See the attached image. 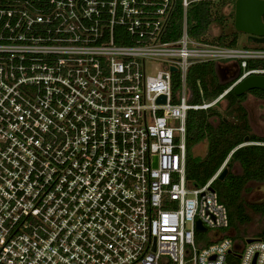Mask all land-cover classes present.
Returning <instances> with one entry per match:
<instances>
[{"label":"built area","instance_id":"obj_1","mask_svg":"<svg viewBox=\"0 0 264 264\" xmlns=\"http://www.w3.org/2000/svg\"><path fill=\"white\" fill-rule=\"evenodd\" d=\"M177 2L0 0V264H264V232L239 236L212 187L228 159L202 185L186 171L189 111L264 74V45L193 38L192 0L169 39ZM210 61L238 69L193 103Z\"/></svg>","mask_w":264,"mask_h":264},{"label":"trees","instance_id":"obj_2","mask_svg":"<svg viewBox=\"0 0 264 264\" xmlns=\"http://www.w3.org/2000/svg\"><path fill=\"white\" fill-rule=\"evenodd\" d=\"M235 8V1L232 0ZM214 0H192L187 9V30L195 39H209L210 27L221 21L213 12ZM235 13V11H234ZM183 20V6L178 0L175 13L169 29V39L177 38L181 34ZM230 35V36H229ZM238 31L231 34H219L211 39L222 45L237 46ZM258 45V44H257ZM254 44L253 46H257ZM260 46H263L260 44ZM248 67L264 68V60H253L248 62ZM179 73L173 74L172 90L177 95L181 83ZM232 84L223 82L217 71L215 62L195 63L190 66L187 73V85L192 92L191 102L198 103L210 101L220 95ZM252 93L257 98L264 99L263 89H253L237 96L230 90L224 99L227 101L226 115H220L216 124L207 122L209 115L215 111L211 107L207 112L191 110L187 118V178L197 185L206 183L221 167L226 159L229 171L223 180L216 178L212 187L218 194L219 200L226 205L229 212L230 224L232 226L248 224L253 220L248 211V205L243 200L242 194L246 184L250 181L264 183V145L246 144L242 145L245 138L249 142H264V136L252 132L243 101L247 94ZM233 119L230 120L229 114ZM206 137L208 140V151L206 157L196 156L191 152V147L196 141ZM239 165L241 172L233 171V167ZM222 183V190L219 185ZM252 212L264 215V206H249ZM264 232V228L262 229Z\"/></svg>","mask_w":264,"mask_h":264},{"label":"rangeland","instance_id":"obj_3","mask_svg":"<svg viewBox=\"0 0 264 264\" xmlns=\"http://www.w3.org/2000/svg\"><path fill=\"white\" fill-rule=\"evenodd\" d=\"M232 0H214V6H213V12L215 15L218 17H221V21H218L214 23L208 32V37L213 39L214 37H217L219 34H231L235 30L234 27V11L235 8L232 4ZM230 36V35H229ZM239 47L242 46H253L251 42H249L248 35L242 32H239L238 35V44ZM257 45V44H256ZM257 46H260L258 44ZM225 65H222L221 69V74H220V79L223 82L230 81L231 76L234 73L226 72L223 70ZM227 66V65H226ZM249 106H251V113H252V118H259L260 121L264 122V101L261 103L262 105L260 106L257 103V99L253 97V95H247V99L245 101ZM226 106H227V101L225 99H222L220 103H218L216 106L213 107L217 112L213 111L209 117L207 122L210 124H216L218 121V117L220 115H226ZM257 115H260L259 117ZM228 117V116H227ZM230 120L233 119L232 114H229ZM264 132V131H263ZM207 151H208V140L206 137L196 141V143L191 147V152L196 155V156H201V157H206L207 156ZM233 171L240 173L241 168L239 165L233 167ZM220 190H222V183L219 185ZM244 202H246L248 205H252L255 203H259L262 199H264V183H257L255 181H250L247 183L245 190L243 191L242 194ZM248 211L252 214L251 216L253 217V220L244 225H236V231L238 235H245V234H253L255 236H258L262 232V229L264 228V222L262 221L263 219V214L261 213H254L251 210L248 209Z\"/></svg>","mask_w":264,"mask_h":264},{"label":"water","instance_id":"obj_4","mask_svg":"<svg viewBox=\"0 0 264 264\" xmlns=\"http://www.w3.org/2000/svg\"><path fill=\"white\" fill-rule=\"evenodd\" d=\"M234 27L236 31L249 35V38L254 43L264 44V0H236ZM171 69L176 71V67H172ZM217 71L220 76L221 68L218 66ZM253 89L264 90V74H251L247 76L237 83L232 88V91L237 96H240ZM164 99V96L160 97V100ZM249 140L247 136L244 141L248 142ZM228 171V167L224 166L217 178L223 180L228 174ZM197 227L198 229H202L200 222Z\"/></svg>","mask_w":264,"mask_h":264},{"label":"flooded vegetation","instance_id":"obj_5","mask_svg":"<svg viewBox=\"0 0 264 264\" xmlns=\"http://www.w3.org/2000/svg\"><path fill=\"white\" fill-rule=\"evenodd\" d=\"M248 39H249V42H251L252 44H256V43H254L250 38H249V35H248ZM261 45H264V44H261ZM222 69V68H221ZM237 65L236 64H228L227 66L225 65L224 66V68H223V70H225L226 72H230V73H235L236 71H237ZM249 92V91H248ZM253 95L252 93H248L247 95ZM254 96V95H253ZM254 98L255 99H257V101H259V102H263L264 101V99H261V98H257L256 96H254ZM246 99H247V97H246ZM246 99L243 101V106L245 105L244 104V102L246 101ZM246 103V102H245ZM246 105H247V103H246ZM244 108H245V110H246V113H247V118H248V121H249V119H250V115H249V111L247 110V108H246V106H244ZM252 115V114H251ZM249 183V182H248ZM247 185V184H246ZM246 203V202H245ZM246 205H248L247 203H246ZM252 205H258V206H264V199H262L259 203H255V204H252ZM249 206H251V205H248V209L249 210H251L250 208H249ZM262 221L264 222V216H263V219H262ZM241 225H244V224H241ZM234 228H235V230H236V227L234 226Z\"/></svg>","mask_w":264,"mask_h":264},{"label":"crops","instance_id":"obj_6","mask_svg":"<svg viewBox=\"0 0 264 264\" xmlns=\"http://www.w3.org/2000/svg\"><path fill=\"white\" fill-rule=\"evenodd\" d=\"M254 97V96H253ZM257 103L261 106L262 104L257 101ZM243 104V103H242ZM244 106H246L247 110L249 111V115H250V119H249V124L251 125V129H252V132H254L255 134L257 135H261V136H264V122L260 121V115H257L259 118H252V113H251V106H249L248 104L246 105V103L244 102Z\"/></svg>","mask_w":264,"mask_h":264}]
</instances>
